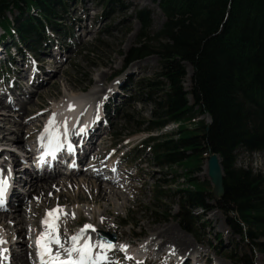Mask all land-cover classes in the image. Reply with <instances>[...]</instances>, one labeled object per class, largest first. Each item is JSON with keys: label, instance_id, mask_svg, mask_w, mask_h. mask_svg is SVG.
Returning a JSON list of instances; mask_svg holds the SVG:
<instances>
[{"label": "rangeland", "instance_id": "obj_1", "mask_svg": "<svg viewBox=\"0 0 264 264\" xmlns=\"http://www.w3.org/2000/svg\"><path fill=\"white\" fill-rule=\"evenodd\" d=\"M123 1L124 7L121 8L116 5L105 7L102 0H82L79 2L75 0L70 2L69 12L60 22L61 27L66 28L72 36L56 35L57 37H55L51 47L48 44H43L40 51L36 49L35 53L38 54L36 59L27 58L23 60L19 56L16 63H13V67L9 63L2 62V68H0V93L2 94L0 95L2 98L11 94L9 86L12 85L11 80L8 81L6 78L7 73L17 76V80L20 81H17L15 87L20 86L17 90L21 95L12 96L15 103H7L2 100L7 107L1 108L3 110L0 115V144H3L2 146L11 144V148L9 146L10 151L7 150L9 159L14 157L13 160L15 161L18 158H15L17 154L13 151L14 149L22 152L24 149L22 145L33 144L41 126L47 125L56 114L57 105L72 97L91 93L81 109L89 108L91 115L97 116L99 112L96 113L95 110L105 106L110 114L107 117L108 125L102 128L100 136L97 135L96 137H101L102 143L96 146L97 154H94L93 157L104 158V153L110 149V146L113 149L108 154L121 148L123 144L122 152L127 151V146L128 148L135 146L134 149L130 150L126 159L131 163L129 164L131 166L127 167L129 173H126L124 181L114 184L116 185L114 190L122 195H112L110 201L87 198L80 201L77 199L70 200L78 194L76 190H69L67 196L61 194L57 196L53 194L54 192L57 193L56 190L59 188L55 183L43 198L41 193L30 194L32 192L31 182L25 180L26 184L23 183L22 187L28 193V197L26 195V199L22 203H18L19 208L14 213L6 212L8 218L5 222H0V234L3 237L13 238L14 242L18 241V244L15 246L13 244V247L21 252L23 244L20 240L37 231L41 224L45 227L41 223V217L44 213L46 214L47 209H55L57 205H60L63 213H67V215L61 213L59 221L61 233L75 232L87 223L94 225L100 232L115 234L117 241L134 242L146 238L152 241L154 238L152 232L158 228L166 227L170 228L178 238L183 239L185 242L182 243L185 246L186 243L189 244V249L185 251L187 253L172 252L170 245L161 247L160 252L156 249L157 243L160 244L158 240L150 250V262H154L162 254V251L167 255H174L170 258L178 260L179 257L188 254V251L192 249V252H201L202 256L206 257L207 261L203 264H235L234 260L242 255L253 258L254 264H264V252L256 248L252 249L248 241L235 234L228 223L227 215L221 209L214 207L207 212L202 209L196 210V215L202 219L205 218V220L196 222V230L193 232L182 228L177 219L176 215L181 208L176 192L178 188L186 185L184 179L179 177L182 174V169L174 167L172 170L158 166L151 151L140 144L141 140L148 135L158 137L162 133H174L178 130L177 125L171 124L162 130H154L150 133L147 131L148 122L152 120L153 104L150 98L158 97V91L149 93L147 81L159 79L157 74L161 69L160 58L156 54H150L127 63L130 51L139 46L141 35L145 33L142 21L137 16L138 11L144 9L150 11L151 27L146 33H149L151 39L156 37V34L163 28L166 23V16L158 2L154 0ZM9 15L14 18L18 15V11L9 13ZM48 30L50 29H47V32ZM0 33H2L1 28ZM152 41L154 42V40ZM13 51L16 50L13 49ZM52 53L53 55H51ZM37 64L42 66L39 75L36 74L34 79L32 77L33 80L30 79V82L29 77L22 81L20 78L26 79L27 75L31 73L29 69ZM186 65L187 76L184 86L187 91H190L193 68L190 64L186 63ZM32 71L34 70L32 69ZM40 77L45 79L40 83V86L36 87V82H41ZM12 80L16 81L15 78ZM35 87V92L31 91L30 95L32 93L33 95L26 101L23 90L34 89ZM114 89L120 93L114 92ZM160 93L159 90V95ZM109 94L113 97L110 101L107 99ZM189 100L191 103L193 102L191 94H189ZM87 104H90V107L85 108ZM38 114H44L40 117L41 121L35 118ZM7 119L12 121L9 123ZM199 119H203L207 123L209 121L208 115L200 116ZM22 123L23 127L18 130ZM187 126L194 127V123L188 122ZM8 128L12 130L13 135H22V140L7 141L6 138L10 139L9 135H12L6 130ZM99 128L100 126L97 130ZM168 128L173 129L169 130ZM32 132H34L33 135L29 136ZM121 136L125 140L121 145L114 146L113 144ZM236 154L238 167L251 169L255 173H264V152L251 153L241 148ZM21 164H24L23 161ZM135 167L138 168V173L134 171ZM82 174L80 172L63 177L75 179ZM195 176L200 180L209 181L206 171V157L201 171L197 172ZM91 178L96 181V178ZM176 178L179 181L172 184L171 189L163 186L164 181L171 180L172 182ZM97 182L99 183V181ZM104 182L106 183V181ZM159 185L167 189V194L162 200L157 201L155 200V190ZM83 194L85 197H91L88 187ZM61 199L63 203L60 202ZM19 213L25 216V223L18 222ZM72 213L75 214V218L72 217ZM202 222L205 223V230L199 225ZM32 236L29 237V245ZM260 241L264 242V237ZM29 252L27 256L30 258L32 254Z\"/></svg>", "mask_w": 264, "mask_h": 264}, {"label": "trees", "instance_id": "obj_2", "mask_svg": "<svg viewBox=\"0 0 264 264\" xmlns=\"http://www.w3.org/2000/svg\"><path fill=\"white\" fill-rule=\"evenodd\" d=\"M102 1L124 5L123 0ZM154 1L159 2L166 23L151 39L146 33L150 11H138L145 33L127 63L150 54L160 58L159 79L147 81L150 94L158 91L157 98H150L152 120L147 130L170 122L179 128L150 137L145 146L161 167L182 169L179 177L186 185L176 192L181 208L176 217L182 228L193 232L199 218L194 210L216 207L225 212L235 234L264 251V242H258L264 236V173L236 165L241 148L264 152V0ZM67 7L68 0H0V26L32 47L44 36L46 26L58 30V19ZM15 11L18 15L11 18L8 13ZM186 63L193 68L190 91L184 86ZM205 114L212 118L210 125L199 120ZM214 151L222 158L225 194L212 204L210 182L195 174ZM178 181L166 180L163 186L171 189ZM163 186L155 190L157 201L167 194ZM234 261L254 264L248 255Z\"/></svg>", "mask_w": 264, "mask_h": 264}, {"label": "bare ground", "instance_id": "obj_3", "mask_svg": "<svg viewBox=\"0 0 264 264\" xmlns=\"http://www.w3.org/2000/svg\"><path fill=\"white\" fill-rule=\"evenodd\" d=\"M90 95H91V93L90 94L87 93V94H83V95L81 94V95H78L77 97H72L68 100L63 101V103H61L60 105H57L56 106V112H55L56 114L54 115L55 116V124L53 125V128L60 131V132L67 131L70 128V126L74 123V121H76V120H78L77 124H80L82 126L80 128L81 130L84 127L88 126L89 124H92V125L94 123L96 124L97 123L96 119L99 118V114L97 116L91 115V113L89 111L90 109L88 108V107H90V104H87L85 107L88 109H85V110L81 109L83 107V104L90 97ZM2 100H3V98L0 95V115H1V111L3 110L1 108L7 107ZM43 115L44 114L36 115V117H35L36 120L41 121L40 117H42ZM51 119H50V121H51ZM7 120L9 123L12 121L9 119H7ZM50 121L48 122L47 125H49ZM95 124L92 126V130H94V127L97 126V124L96 125ZM22 127H23V123L19 125L18 130H20ZM6 130L9 131L8 132L9 134L13 133L10 128H8ZM33 133L34 132H32V134H30L29 136L33 135ZM94 133H97V129L95 130ZM3 138H6V136H3ZM9 138L10 139L6 138V140L9 142L10 141H12V142L13 141H19V140L21 141L23 136L22 135L15 136L12 134V135H9ZM90 140H91V137L89 138V141ZM7 145L8 146H6V148H4L3 151L1 152L2 153V154H0L1 156H3V154H7L8 147L9 146L11 147L10 143H8ZM0 147H2V144H0ZM22 148H24L23 151L26 152V156L29 157L28 146L22 145ZM5 161H6V159H5ZM13 162H14L15 168L18 170L17 174H16V182L22 183L23 182V176L26 174L27 169L21 168V166H22L20 163L21 159L19 157L15 161L13 160ZM57 175L58 174H56L54 176L50 175V176H48L50 179H43V178H46V176L43 178H38V177L30 174V179L28 180L29 182H31V186H32V192H30V194L31 193H36V194L41 193L42 197L46 196L47 192L50 191V189L52 188V185H54L56 183V186L59 188L56 190L57 193L54 192L53 194H56L57 196L59 194H61L62 196H67L69 190H71V189L76 190V192L78 194L76 195V197L74 199L71 198L70 200L77 199L80 201L82 199L87 198V199H97V200H101V201L102 200L110 201L112 195H115V196L122 195V194H119V192H116L114 190L115 186H116V185H114V184H116L115 181L103 179V177L101 178V177L93 174L92 172H90V174H86V176L83 173L81 176L84 178L79 176V178L77 177L75 179L68 178L67 176L66 177H63V176L57 177ZM90 176L93 178H96V181H94L95 179L93 180ZM97 181H99V183ZM104 181H106V183ZM86 187H88V189L90 190L91 197H85V195L83 194ZM21 196L22 197L20 199V202L22 203L26 199V195L23 197V195L21 194ZM68 199H65V200L67 201ZM60 202L63 203V200L61 199ZM109 203H111V202H109ZM14 207H15L14 210H17L19 208V204H17ZM47 210L49 211V209H47ZM4 212L3 211L0 212V222H5L6 219L8 218V217H6L7 213L6 212L4 213ZM17 218H18L19 223H25V216H23L19 213ZM31 235L34 236L33 233H30V236ZM30 236H28L26 238L23 237V239L20 240V242H22V244H23V250L21 252H18L16 250L12 251L14 263H16V264H31L30 258L27 256L28 252L31 250V244L30 245L28 244ZM152 236H154V238H152V241H151L152 244H155V242H157L158 240L160 241V244L157 243V245H156L157 246L156 249L158 251L160 250V252H161V247H165L166 245H170V247L172 246V252H175V253H179V252L184 253L187 249H189V244L186 243V246H185V244L182 243L185 241L183 239L178 238L175 235V233L171 231L170 228H166V227L158 228V230L152 232ZM185 253H187V252H185ZM189 253L193 254L192 249H190V251H188V254ZM166 255L167 254L164 251H162V254L159 256L162 258V257H165ZM169 256H174V255L169 254L168 257ZM168 257H167V260L169 259ZM208 259H210V258H208Z\"/></svg>", "mask_w": 264, "mask_h": 264}, {"label": "snow or ice", "instance_id": "obj_4", "mask_svg": "<svg viewBox=\"0 0 264 264\" xmlns=\"http://www.w3.org/2000/svg\"><path fill=\"white\" fill-rule=\"evenodd\" d=\"M55 124V116L52 117L49 127L45 128L44 134L41 135V140L48 137V142L45 145L51 152H55L56 149L61 147L59 141V134L53 129ZM8 187L6 180H0V208L5 206V194ZM63 213L62 207L57 205V208L51 209L46 213V216L42 223L46 226L45 230L37 237V256L39 258L40 264H98L99 260H107V255L100 253L94 257L93 249L99 247L107 251L108 249H113L116 246L111 242L102 241L98 244H93L90 240H85L81 243V238L85 236L88 229L93 232L96 231L95 227L91 224H85L80 231L66 241L61 240L59 233L58 220L60 214ZM67 215V213H63ZM75 218V214H71ZM70 242V246L65 247V243ZM7 243L3 235L0 234V245ZM53 245L57 246L58 250L53 249ZM124 249L125 246H120ZM3 252H7V249H3Z\"/></svg>", "mask_w": 264, "mask_h": 264}, {"label": "water", "instance_id": "obj_5", "mask_svg": "<svg viewBox=\"0 0 264 264\" xmlns=\"http://www.w3.org/2000/svg\"><path fill=\"white\" fill-rule=\"evenodd\" d=\"M207 174L213 185L212 196L219 199L225 194L224 170L218 152H212L207 159Z\"/></svg>", "mask_w": 264, "mask_h": 264}]
</instances>
